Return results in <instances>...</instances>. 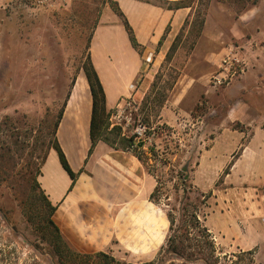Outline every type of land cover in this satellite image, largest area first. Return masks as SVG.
<instances>
[{"label": "rangeland", "instance_id": "obj_1", "mask_svg": "<svg viewBox=\"0 0 264 264\" xmlns=\"http://www.w3.org/2000/svg\"><path fill=\"white\" fill-rule=\"evenodd\" d=\"M104 1L15 0L0 13V264H116L97 258L96 254L61 260L51 244L50 230L45 229L48 210L37 187L43 161L54 144L59 114L68 94L85 76L81 67L87 56L89 37L98 35L95 58L99 69L106 73V81H111L116 90L124 83L119 76L126 69L138 68L142 58L132 47L122 21L110 4L103 5ZM115 1L136 25L140 17L159 25L164 19L152 12L148 14L145 6L137 3L165 10L171 7L174 12L181 4L180 0ZM261 1L183 0L182 4L191 6L193 11L191 9L190 25L181 36L176 52L168 59L165 57L162 63L156 61V57L145 63L138 80L130 86L135 93L119 101V104H123V100L137 103L144 124L152 129L150 139L142 141V149L160 183L158 205L166 215L173 212L179 219L183 188L191 197L189 203L199 205L197 198L201 191L193 185L192 179L199 145L204 141L201 134L209 132L216 120L226 115L231 99L240 96L238 83L245 82L264 97V0L258 9L253 8ZM203 18L205 26L200 34ZM198 43L197 55L192 56ZM217 44L226 49L220 65L207 67L205 64L209 62L200 60L201 56L206 51H217ZM227 55L239 59L238 74L217 85L214 76L218 75ZM191 58L194 63L187 67ZM248 64L251 71L246 75ZM111 72L115 74L109 76ZM149 73L153 74V81L144 95L139 96L136 94L139 85ZM183 73L188 75L186 81L192 77L199 84L195 98L187 106L190 115L174 131L160 122L159 116ZM259 109L264 112V98ZM233 127L239 129L241 125ZM128 129L126 133L122 130L123 136L133 137L132 127ZM153 149L157 157L151 156ZM183 176L188 180L185 184ZM211 206L210 200L206 206L200 205L203 225ZM176 224L179 226L180 221ZM191 234L185 244L187 252L195 256L185 259L168 252L166 239L153 259L136 260L135 264H264V254L257 259L255 251L231 250L229 246L218 244L210 233L214 251L204 244L205 238L197 231Z\"/></svg>", "mask_w": 264, "mask_h": 264}, {"label": "crops", "instance_id": "obj_2", "mask_svg": "<svg viewBox=\"0 0 264 264\" xmlns=\"http://www.w3.org/2000/svg\"><path fill=\"white\" fill-rule=\"evenodd\" d=\"M14 1L0 0V13ZM262 2L253 8L258 9ZM137 4L145 6L148 14L152 12L164 19L159 25L140 17L136 25L128 17L144 52L138 68L126 69L119 76L120 80L123 77L124 83L118 90L111 86V81H106L96 61L94 47L98 35L92 41L93 62L104 85L110 112L121 99L135 93L130 86L138 80L145 63L152 62L155 57L160 63L164 61L191 13V8L174 12ZM168 26L170 31L167 33ZM164 35L166 38L159 47ZM216 46L217 51H206L201 56L200 60L210 63L206 62L207 67L220 65L226 49L218 47L219 44ZM199 48L200 43L192 56L197 55ZM246 57L249 59V54ZM192 63L191 58L187 67ZM250 71L248 64L245 74ZM185 73L174 85L159 116L160 122L174 131L190 115L187 106L195 98L199 84L192 77L186 81L188 75ZM112 74L115 72L109 76ZM152 81L153 74L149 73L136 94L144 95ZM238 84L240 96L231 99L226 115L218 118L209 132L201 134L204 141L199 145L192 182L201 192L213 193L210 214L204 223L218 244L241 252L255 251L259 259L264 254V112L258 110V105L262 104L264 97L245 82ZM92 109L93 98L84 76L77 81L56 131L57 141L72 170L79 176L72 186V180L54 149L49 151L41 167L39 184L56 207L53 220L67 245L78 254L104 253L130 264H135L136 260H151L165 244L169 231L165 211L151 200L158 185L157 178L132 151L100 141L90 153ZM235 124L241 127H233ZM229 166V173L224 175ZM221 178V186H218Z\"/></svg>", "mask_w": 264, "mask_h": 264}, {"label": "trees", "instance_id": "obj_3", "mask_svg": "<svg viewBox=\"0 0 264 264\" xmlns=\"http://www.w3.org/2000/svg\"><path fill=\"white\" fill-rule=\"evenodd\" d=\"M181 4H178L176 9H184V8H191L189 5L182 4L183 0H180ZM110 4L111 9L114 11V13L118 16V18L122 21L123 26L127 32V35L129 37L130 43L132 47L139 53V55L143 56V48L141 44L138 42L137 36L135 34V31L125 14V12L120 7V4L118 1L115 0H105L103 2V5ZM174 8L169 7L168 10H173ZM193 11V9H192ZM192 16V12L185 20L179 34L177 35L173 45L171 46L168 54L166 55V59L170 58L174 52L177 50L178 42L181 39V36L183 35L184 31L190 25V17ZM205 26V19L203 18L200 22V28L199 33H202V30ZM170 31V26L167 27V33ZM166 38V35L163 36L162 40L159 42V47L162 45L163 40ZM92 39L93 35L89 37L88 44H87V56L86 59L81 67V70L84 72L86 79L88 81L91 95L93 98V109H92V116H91V124H90V138H91V149L90 153L94 150L95 146L100 142L104 141L107 144L111 145L114 148H123L124 150L132 151L136 157L139 158V160L147 167L148 171L152 174L151 168H149V164L146 161L145 157L147 153L142 149V147L136 146L135 137L126 138L122 134V129L119 127H113L111 128V124L109 123L110 116L112 112L107 110V96L106 91L104 88V85L102 83V80L99 76V73L95 67V64L93 62L92 52H91V45H92ZM74 85V84H73ZM71 96V93L68 94L67 99L64 103V106L59 114V117L57 119V122L55 124V140L54 144L51 149H54L58 156L59 160L61 162L62 167L65 169V171L68 173L72 180V186H74L79 174L75 173L70 164L69 161L62 150L59 142L56 138V131L60 125V122L62 120L64 110L67 104V101L69 100ZM150 95L146 97V100L148 99ZM111 135H114L115 138L112 140ZM118 144H121L122 147H119ZM136 146V147H135ZM152 157H157V152L155 150H151L150 152ZM48 156V155H47ZM45 157L43 164L47 158ZM230 170V166L225 170L224 175L228 174ZM155 176V175H154ZM183 184L187 183L188 180L185 179V177H182ZM222 181V179H221ZM157 187L155 191L151 195V200L155 204H159L157 195L160 191V183L157 179ZM37 187L42 192V196L44 197L46 201L47 206V217H46V228L47 230H50V233L53 236V239H51V244L53 245L55 252L59 256L61 260L69 259L75 256H81V254H78L70 249V247L67 245L65 240L62 237V234L60 232V229L55 224L53 220V215L55 213L56 207L51 204V202L48 200L47 196L45 195L44 191L41 189L40 184H37ZM187 189L183 188V197L180 203L183 205L181 209V214L179 219L176 217V215L173 212L167 213V219L169 221V234L167 237V246H168V252L173 253L177 256H180L181 258H185L186 256L193 257L194 254L188 253L187 249L188 246H186V241L189 240V237L192 235V231H197L200 235V237L205 238L204 244L209 246V248L213 249L215 251V243L210 239V232L208 228L202 224L201 218L199 215L200 205L206 206L208 200L213 196L212 192L209 193H203L200 192L199 196L197 198V201L199 202V205L196 204L195 206L191 205L189 203V200L191 197L187 194ZM178 221H180V225L176 224ZM97 258H105L107 260H110L111 263L116 264H123L119 261H117L114 257L108 256L104 253H97L95 255Z\"/></svg>", "mask_w": 264, "mask_h": 264}, {"label": "built area", "instance_id": "obj_4", "mask_svg": "<svg viewBox=\"0 0 264 264\" xmlns=\"http://www.w3.org/2000/svg\"><path fill=\"white\" fill-rule=\"evenodd\" d=\"M239 67V59L235 56L227 55L222 61L218 75L214 76L215 83L222 85L233 79L238 74ZM123 102V104L117 105L116 112H112L109 121L111 127H120L125 133L129 131L128 128L132 127L131 133L135 137L137 146L141 141L145 142L150 139V131L152 129L144 124L137 103L127 100H123Z\"/></svg>", "mask_w": 264, "mask_h": 264}, {"label": "water", "instance_id": "obj_5", "mask_svg": "<svg viewBox=\"0 0 264 264\" xmlns=\"http://www.w3.org/2000/svg\"><path fill=\"white\" fill-rule=\"evenodd\" d=\"M142 145H143V142L141 141V142L138 144V146H139V147H142Z\"/></svg>", "mask_w": 264, "mask_h": 264}, {"label": "bare ground", "instance_id": "obj_6", "mask_svg": "<svg viewBox=\"0 0 264 264\" xmlns=\"http://www.w3.org/2000/svg\"><path fill=\"white\" fill-rule=\"evenodd\" d=\"M103 75H105V77H106V73H103Z\"/></svg>", "mask_w": 264, "mask_h": 264}]
</instances>
